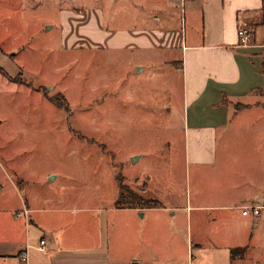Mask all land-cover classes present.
I'll list each match as a JSON object with an SVG mask.
<instances>
[{"label":"rangeland","instance_id":"obj_1","mask_svg":"<svg viewBox=\"0 0 264 264\" xmlns=\"http://www.w3.org/2000/svg\"><path fill=\"white\" fill-rule=\"evenodd\" d=\"M175 14L169 0H0V66L15 83L0 74V213H10L24 248L39 239L28 234L27 204L109 207L119 180L163 201L162 174L185 173L181 81L172 69L142 63L139 70L133 61L165 55L108 49L121 41L109 33L126 42L131 30L172 29ZM255 98L260 104L241 113L220 151L240 160L238 174L264 183V95ZM4 227L11 229L6 219ZM249 236L241 251L264 264V228Z\"/></svg>","mask_w":264,"mask_h":264},{"label":"crops","instance_id":"obj_2","mask_svg":"<svg viewBox=\"0 0 264 264\" xmlns=\"http://www.w3.org/2000/svg\"><path fill=\"white\" fill-rule=\"evenodd\" d=\"M169 1L176 10L172 29L131 30L126 42L115 30L109 40L117 35L120 42L93 46L165 55L159 63L133 61L139 70L146 63L172 69L181 81L185 173L179 180L162 174L158 208H122L119 196L95 209L60 206L52 199L27 204L28 234L34 230L39 239L25 248L10 213H0V264H259L241 250L250 246V229L264 228V183L238 174L234 166L240 160L220 147L241 113L257 107L255 97L264 95V25L257 24L264 0ZM242 28L252 33L247 43L239 37ZM250 206L260 207L258 218L242 215ZM6 244L17 245L5 250Z\"/></svg>","mask_w":264,"mask_h":264},{"label":"trees","instance_id":"obj_3","mask_svg":"<svg viewBox=\"0 0 264 264\" xmlns=\"http://www.w3.org/2000/svg\"><path fill=\"white\" fill-rule=\"evenodd\" d=\"M263 13H264V3H263ZM0 73L6 78L13 81V79L9 77L4 70L0 69ZM55 104L59 105L57 100L55 101ZM117 179H120V178L118 177ZM119 190H120V193H119L120 195L118 199V206H121L122 208H126V207L132 208V207H137V206L139 208H158L162 206L161 202L157 200L144 199L139 194H134L128 187L123 185L122 181L120 180H119ZM128 198L129 200L127 201Z\"/></svg>","mask_w":264,"mask_h":264},{"label":"built area","instance_id":"obj_4","mask_svg":"<svg viewBox=\"0 0 264 264\" xmlns=\"http://www.w3.org/2000/svg\"><path fill=\"white\" fill-rule=\"evenodd\" d=\"M239 37L242 41V43H247L250 41L252 38V33L248 29H240L239 32ZM260 207L259 206H250V207H245L243 208L242 215L243 216H252L254 218H258L260 216ZM24 214L27 215L28 211L25 210ZM47 244V241L45 239L40 240V249L45 250V246ZM23 260H26L25 255L21 256Z\"/></svg>","mask_w":264,"mask_h":264}]
</instances>
